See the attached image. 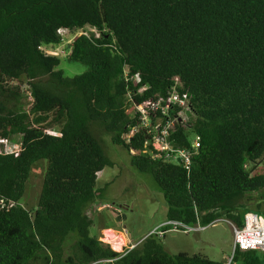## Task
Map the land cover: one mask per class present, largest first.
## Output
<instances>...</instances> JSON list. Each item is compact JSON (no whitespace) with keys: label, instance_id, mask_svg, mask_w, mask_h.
Masks as SVG:
<instances>
[{"label":"trees","instance_id":"1","mask_svg":"<svg viewBox=\"0 0 264 264\" xmlns=\"http://www.w3.org/2000/svg\"><path fill=\"white\" fill-rule=\"evenodd\" d=\"M88 28L100 36H79L66 58L86 71L65 76L61 57L43 48L61 44L60 30ZM172 86L191 113L170 142L190 149L201 138L190 171L148 151L152 133L137 110L153 123L174 116L178 107L163 112ZM96 124L152 176L168 221L205 227L225 217L242 227L248 212L264 216V202L241 203L264 190L255 171L264 162V0H0V264H225L172 255L153 235L123 252L91 235L98 175L114 165ZM16 136L20 149L8 153ZM40 161L47 170L28 210L21 201ZM229 264H264V253L235 250Z\"/></svg>","mask_w":264,"mask_h":264},{"label":"rangeland","instance_id":"2","mask_svg":"<svg viewBox=\"0 0 264 264\" xmlns=\"http://www.w3.org/2000/svg\"><path fill=\"white\" fill-rule=\"evenodd\" d=\"M61 35L68 43L59 47L50 46L61 57L58 69L68 77L83 74L86 66L71 63L66 59L69 55L68 46L75 39L74 33L63 32ZM46 49L50 50V48ZM55 52H50V54ZM24 89L26 91L27 87ZM32 101V97L27 93L23 108L27 110ZM93 129L101 139L107 157L114 164L99 173L96 188L101 191L102 195L87 210L92 220L90 232L93 237L99 238L101 242L111 247L108 241L114 236L119 233L128 235L130 243L127 240V244L120 251L123 252L153 235L172 255L201 254L211 260L229 264L235 252L233 223L222 217L215 225L205 226L206 229L202 231L185 233L182 228H178L177 231L173 230L174 226L168 225L167 201L152 176L132 167L127 150L114 145L112 136L106 133L100 125H93ZM11 144L19 148L21 137H14ZM46 170V161L36 163L33 168L25 196L21 201V205L28 210L36 209L38 206ZM255 171L264 172V162L257 166ZM250 198L251 200L244 199L241 203L245 207L256 210L258 204L264 202V190L251 194ZM75 240L73 235L67 239L65 243L67 252Z\"/></svg>","mask_w":264,"mask_h":264},{"label":"built area","instance_id":"3","mask_svg":"<svg viewBox=\"0 0 264 264\" xmlns=\"http://www.w3.org/2000/svg\"><path fill=\"white\" fill-rule=\"evenodd\" d=\"M63 32L72 33L69 30H60L59 34L61 35ZM90 33H94L96 37L100 36L95 29L88 28L87 31L80 30L74 32V38L76 39L81 35L89 36ZM61 36L62 42L61 44L57 45L58 47L68 43V41H65V37H63V35ZM53 49L54 48H50V50H47L46 48H43V50L48 55L58 56L59 53L55 52ZM50 52L55 53L50 54ZM145 89V87L141 88L140 92L144 91ZM168 104V108H163L164 113H168L171 107H178L180 110L176 114L174 113V116L167 115V117L164 119L157 118L154 123L145 116L143 107H137V110L143 114L142 124L150 129V132L152 133V137L146 142V147L154 157H157V153L154 151L164 153V159L166 161L173 164L182 165L187 171H190L192 165V154L200 147L201 138L197 135H194L191 140L190 149L176 147L169 140L172 127L175 122L178 121L179 123L186 125L189 121L188 113H191L190 98L187 94L180 93L175 86H172L169 92ZM150 147L152 149H150ZM19 149L20 147L17 148L16 145L9 143L7 144L6 151L8 153H12L18 151ZM218 220L213 221L211 225H215ZM168 225H173V230L175 231H177L178 228H182L184 229L185 233L192 231L198 232L206 229L199 223L195 226H188L181 222L169 221ZM233 236L234 250H239L241 252L259 250L264 253V216L254 212H248L244 216V224L242 227H238L237 225L233 224Z\"/></svg>","mask_w":264,"mask_h":264},{"label":"bare ground","instance_id":"4","mask_svg":"<svg viewBox=\"0 0 264 264\" xmlns=\"http://www.w3.org/2000/svg\"><path fill=\"white\" fill-rule=\"evenodd\" d=\"M111 245L112 249L116 252H120L123 249V246L127 243L124 236L120 235L118 237H114L108 241Z\"/></svg>","mask_w":264,"mask_h":264},{"label":"crops","instance_id":"5","mask_svg":"<svg viewBox=\"0 0 264 264\" xmlns=\"http://www.w3.org/2000/svg\"><path fill=\"white\" fill-rule=\"evenodd\" d=\"M120 235H122V236H124L125 237V239H126V241L128 240V242L130 243V240H129V237H128V235H126L125 236V234H122V233H119L118 235H116V236H120ZM116 236H114V237H116ZM107 238V237H106ZM108 238H111V237H108ZM127 244V243H126Z\"/></svg>","mask_w":264,"mask_h":264},{"label":"water","instance_id":"6","mask_svg":"<svg viewBox=\"0 0 264 264\" xmlns=\"http://www.w3.org/2000/svg\"><path fill=\"white\" fill-rule=\"evenodd\" d=\"M133 248V247H132ZM232 259H230L229 263L231 262Z\"/></svg>","mask_w":264,"mask_h":264}]
</instances>
